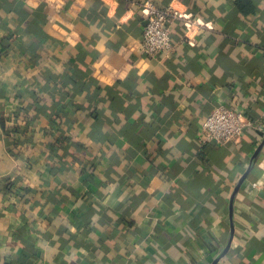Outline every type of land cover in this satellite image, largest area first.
Masks as SVG:
<instances>
[{
	"label": "crops",
	"instance_id": "1",
	"mask_svg": "<svg viewBox=\"0 0 264 264\" xmlns=\"http://www.w3.org/2000/svg\"><path fill=\"white\" fill-rule=\"evenodd\" d=\"M152 1L206 25L149 56L144 0H0V264H212L232 229L217 264H264V147L230 212L264 129L202 141L264 120V0Z\"/></svg>",
	"mask_w": 264,
	"mask_h": 264
},
{
	"label": "built area",
	"instance_id": "2",
	"mask_svg": "<svg viewBox=\"0 0 264 264\" xmlns=\"http://www.w3.org/2000/svg\"><path fill=\"white\" fill-rule=\"evenodd\" d=\"M143 18L146 20L140 51L149 56L169 53L174 49L171 26L177 19H182L187 28L186 37L193 38L189 33L203 25L201 21L184 14L179 8L168 5L159 6L152 0H144L141 4ZM263 130L264 120L248 117L243 108L220 104L205 119L202 127V141L225 145L238 143L247 130ZM257 186V183H253Z\"/></svg>",
	"mask_w": 264,
	"mask_h": 264
},
{
	"label": "trees",
	"instance_id": "3",
	"mask_svg": "<svg viewBox=\"0 0 264 264\" xmlns=\"http://www.w3.org/2000/svg\"><path fill=\"white\" fill-rule=\"evenodd\" d=\"M235 10L237 12V14L241 17V18H246L247 16H249L250 14H254L257 11V6L255 4L254 0H235ZM63 83V82H62ZM64 84V83H63ZM39 112H42V109L38 108ZM18 131V129H17ZM69 138L66 136H62L59 138H56L53 142H51L50 144L52 146H61L62 144H69ZM11 184H7L6 186V190L7 192H9ZM10 186V187H9ZM25 191H28L29 189L26 187L25 189H23ZM21 190H16V192L18 194H20L22 191Z\"/></svg>",
	"mask_w": 264,
	"mask_h": 264
},
{
	"label": "water",
	"instance_id": "4",
	"mask_svg": "<svg viewBox=\"0 0 264 264\" xmlns=\"http://www.w3.org/2000/svg\"><path fill=\"white\" fill-rule=\"evenodd\" d=\"M145 24H146V22H145ZM261 134H263V132H261ZM263 147H264V138H263L262 142L258 145V147L256 148V150H255V152H254V154H253V156H252V163H251V165L249 166V168L247 169V171L243 174V176L240 178V180H239L237 186L235 187V190H234V192H233V194H232V196H231V202H230L231 218H232V215H233V201H234V198H235L236 194L238 193V190L240 189L242 183H243L244 180L246 179V177H247V175H248L250 169L252 168V164H253V162L258 158V156H259V154H260V152H261V150H262ZM233 231H234V230L232 229V231H231V237H230V240H229V242H228L226 248L224 249V251L222 252V254H221L219 257H217V258L212 262V264H217V262L220 260V258H221L224 254H226V252L229 250L230 245H231V241H232V238H233Z\"/></svg>",
	"mask_w": 264,
	"mask_h": 264
}]
</instances>
